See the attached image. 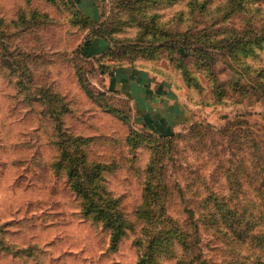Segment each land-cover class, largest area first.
<instances>
[{"label": "rangeland", "instance_id": "1", "mask_svg": "<svg viewBox=\"0 0 264 264\" xmlns=\"http://www.w3.org/2000/svg\"><path fill=\"white\" fill-rule=\"evenodd\" d=\"M0 18V264H264V0Z\"/></svg>", "mask_w": 264, "mask_h": 264}, {"label": "trees", "instance_id": "2", "mask_svg": "<svg viewBox=\"0 0 264 264\" xmlns=\"http://www.w3.org/2000/svg\"><path fill=\"white\" fill-rule=\"evenodd\" d=\"M0 25H6L5 22L3 21L2 18H0ZM7 26V25H6ZM9 26V25H8ZM260 42V41H259ZM28 55V54H27ZM21 59H24V55H21ZM23 72H24V68H23ZM32 81L34 80V78L31 79Z\"/></svg>", "mask_w": 264, "mask_h": 264}]
</instances>
